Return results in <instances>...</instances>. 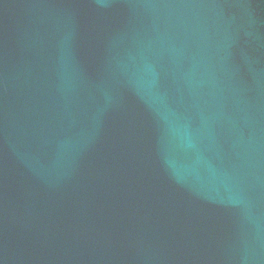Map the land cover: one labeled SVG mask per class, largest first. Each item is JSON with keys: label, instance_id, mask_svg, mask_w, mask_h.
Segmentation results:
<instances>
[{"label": "water", "instance_id": "1", "mask_svg": "<svg viewBox=\"0 0 264 264\" xmlns=\"http://www.w3.org/2000/svg\"><path fill=\"white\" fill-rule=\"evenodd\" d=\"M0 264H264V0H0Z\"/></svg>", "mask_w": 264, "mask_h": 264}]
</instances>
